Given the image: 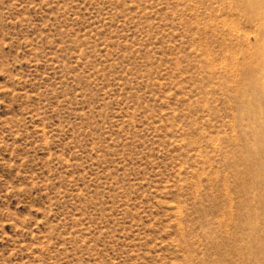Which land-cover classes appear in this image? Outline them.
Returning <instances> with one entry per match:
<instances>
[{"label":"rangeland","instance_id":"1","mask_svg":"<svg viewBox=\"0 0 264 264\" xmlns=\"http://www.w3.org/2000/svg\"><path fill=\"white\" fill-rule=\"evenodd\" d=\"M262 2L0 0V264H264Z\"/></svg>","mask_w":264,"mask_h":264},{"label":"bare ground","instance_id":"2","mask_svg":"<svg viewBox=\"0 0 264 264\" xmlns=\"http://www.w3.org/2000/svg\"><path fill=\"white\" fill-rule=\"evenodd\" d=\"M254 1H263L261 16L264 18V0ZM263 73L264 63L253 71V75L257 76L251 78L249 87L254 90L244 100L245 107L240 112V122L244 126L242 138L245 140V147L248 151V157L245 159L248 165L255 169L251 174L252 183L264 190V76H260ZM248 219L249 227L255 228L252 213Z\"/></svg>","mask_w":264,"mask_h":264}]
</instances>
